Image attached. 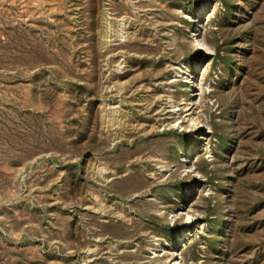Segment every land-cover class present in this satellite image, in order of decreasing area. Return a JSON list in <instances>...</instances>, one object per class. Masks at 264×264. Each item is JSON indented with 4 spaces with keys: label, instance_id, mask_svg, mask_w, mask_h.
I'll return each instance as SVG.
<instances>
[{
    "label": "rangeland",
    "instance_id": "374dc122",
    "mask_svg": "<svg viewBox=\"0 0 264 264\" xmlns=\"http://www.w3.org/2000/svg\"><path fill=\"white\" fill-rule=\"evenodd\" d=\"M0 264H264V0H0Z\"/></svg>",
    "mask_w": 264,
    "mask_h": 264
},
{
    "label": "bare ground",
    "instance_id": "6f19581e",
    "mask_svg": "<svg viewBox=\"0 0 264 264\" xmlns=\"http://www.w3.org/2000/svg\"><path fill=\"white\" fill-rule=\"evenodd\" d=\"M194 104H196V103H194Z\"/></svg>",
    "mask_w": 264,
    "mask_h": 264
}]
</instances>
